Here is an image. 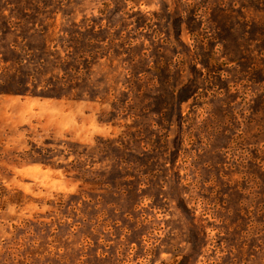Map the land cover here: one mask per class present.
<instances>
[{
    "label": "rangeland",
    "instance_id": "rangeland-1",
    "mask_svg": "<svg viewBox=\"0 0 264 264\" xmlns=\"http://www.w3.org/2000/svg\"><path fill=\"white\" fill-rule=\"evenodd\" d=\"M262 100L264 0H0V264L194 257L172 165L184 264H264ZM124 179L154 194L130 222L96 201ZM107 218L135 231L99 258Z\"/></svg>",
    "mask_w": 264,
    "mask_h": 264
},
{
    "label": "trees",
    "instance_id": "trees-1",
    "mask_svg": "<svg viewBox=\"0 0 264 264\" xmlns=\"http://www.w3.org/2000/svg\"><path fill=\"white\" fill-rule=\"evenodd\" d=\"M260 36V33H255V36ZM257 41H259L257 39ZM262 113L264 114V101L262 100ZM173 164V163H172ZM135 171H139L138 167H134ZM168 171V177L171 179L170 183L173 187V189L170 191L169 197L172 200V203H174V208L178 213L181 214L182 218L187 222L188 226L192 228L190 232H192V239L190 242V245L195 252L194 257H191V255H185L181 256L180 255H174L171 254L173 259L175 257H180V260H175L171 264H184L189 263L192 261L196 256L199 254L201 249L206 245L207 241V232L206 229L203 228V226L199 223H196V217L194 212L191 213V207L187 203V199L185 197L184 192H180V189L182 188L181 180H177V174L174 172V167L173 165L167 170ZM161 171H155L152 173L155 175L159 174ZM167 174V173H166ZM125 178V176H123ZM173 179V180H172ZM100 187V191H104L102 195L97 194L96 197L100 199H96L97 203L103 202L104 206L107 207V211L111 214L115 213H120L122 215V218L126 220L127 222L132 220V213L138 209L139 204L141 203L142 199L149 198L153 199L154 194H150L146 189H141L142 184L140 182H131V180L123 182H116V180H113L112 182H104L100 181L95 183ZM158 186V184H157ZM159 187V186H158ZM163 187V186H162ZM161 187V188H162ZM160 188V187H159ZM166 198L163 199L165 201ZM153 207H156V213L157 211H160L159 206H155L153 204ZM105 211V210H101ZM145 221L147 220L146 218L144 219ZM105 222H110L108 226H106L105 229H103L102 232L98 233V238H95V243H89L87 242V239L90 241H93L91 238H89V234L84 233V243H87L88 246H93L95 248V254L97 255L99 253V258H105V255L103 250H105L107 247H109V244H107V240L103 239L102 236L105 233H110V229H117L121 231V236L119 237L123 241V247L124 244L128 243L129 240H127V236L130 234H133L135 231L132 229L127 228L126 224L118 225V221L116 219L111 220L110 218H107ZM122 222V221H121ZM143 222V221H141ZM91 235L96 236V233L91 232ZM111 236V234L109 235ZM143 236L139 237V240L141 241ZM86 239V240H85ZM134 241H138V236L135 238ZM143 241V240H142ZM145 242V241H144ZM134 242H130V247L129 250H133L131 248V245ZM99 245H102L100 247ZM140 245V244H139ZM137 245V246H139ZM122 247V244L117 245L116 249V255L119 254V249ZM172 249V248H171ZM83 251V250H82ZM102 251V252H100ZM59 252V251H58ZM49 252L48 254L54 256L58 262L54 264H63L66 263V259L62 256L63 253L60 254V252ZM122 255V254H121ZM80 257H84V255H81ZM97 261H100L97 259ZM73 264H91L89 261L84 260V261H79V258L74 262Z\"/></svg>",
    "mask_w": 264,
    "mask_h": 264
}]
</instances>
